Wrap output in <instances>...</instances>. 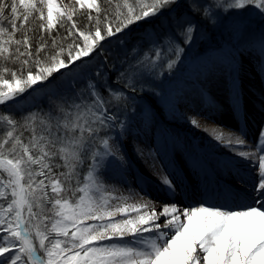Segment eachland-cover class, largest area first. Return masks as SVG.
<instances>
[{
	"label": "snow or ice",
	"instance_id": "1",
	"mask_svg": "<svg viewBox=\"0 0 264 264\" xmlns=\"http://www.w3.org/2000/svg\"><path fill=\"white\" fill-rule=\"evenodd\" d=\"M184 2L177 15L180 0H0V264H264V127L254 146L243 135L224 141L250 168L233 170L243 187L221 186L223 204L183 205L169 175L159 176L165 200L102 178L126 163L110 135L127 127L113 110L126 94L98 82L112 40L127 46L144 32L117 76L135 92L175 70L202 24L248 7L264 16V0ZM53 84L47 110L17 108Z\"/></svg>",
	"mask_w": 264,
	"mask_h": 264
},
{
	"label": "rangeland",
	"instance_id": "2",
	"mask_svg": "<svg viewBox=\"0 0 264 264\" xmlns=\"http://www.w3.org/2000/svg\"><path fill=\"white\" fill-rule=\"evenodd\" d=\"M69 7H71V5H69ZM185 11H187V5L184 0H180V6L177 8V15ZM163 15L166 16L167 13ZM151 21L152 22L146 25L149 32L160 24V18L157 17ZM170 23L171 22H169V24ZM242 30L246 31L243 40L240 39L239 35ZM136 31L141 33L137 34L134 32L133 35L137 38L129 42L127 46L121 45L113 39L108 46L109 54H111L112 51H117L113 49L114 45H116V48L120 51L130 54L133 45L136 44L140 38L138 35H144L142 29ZM261 33H264V16L251 7L243 11L229 14L226 19L216 25L202 24L198 31L193 33L191 43L182 45L185 51L181 54L182 56L175 70L170 74L165 72L154 82L152 87L145 86L144 89L141 90V85L137 84L136 89H138L140 94L133 96L130 90L126 88L121 89V87L117 85L118 83L112 80V83L114 82L117 89L124 91L127 97L126 99L122 98V100L118 102L119 107L113 110L119 112L121 121H123L127 127H135L142 134L144 125H148L155 136H159L161 140L160 143L163 145V150H168L172 147L174 151L178 152L176 154L173 151V154L175 160L179 163L181 161L183 164L185 159H190V157L192 158L194 156L199 159V154L203 151L207 159L212 160L211 163H213L214 168L217 170L216 175L219 181L218 179L215 180L216 186H225L226 180H222L223 168L226 169L225 167H227L228 172L226 171V174L232 176L234 169L231 171L229 168H240L246 171L249 169V164L240 159L234 150L227 147L225 152L222 151L219 155H216L215 151L218 150V145H221L228 139L224 136L221 141L216 142V146H213L211 145L212 142H210L211 139L202 135L203 133L200 132L207 129L206 126L209 124L222 127L221 132L223 131V134L228 132L232 133V131L236 132L233 128L231 129V127H229V124L232 125V122L236 120L239 126L240 115L242 116V114L246 113L247 121L250 122V128L248 129L250 132L249 135L253 137V141L258 140L260 130L264 127V111H261L262 102H264V74L261 73L259 65V60L261 58ZM220 34L223 36L224 41H226V43L224 42L222 45ZM252 39L256 41V47L242 46V44H249L252 42ZM202 48L205 49L204 52H200V54L193 53ZM241 60H243L242 64ZM132 62L134 61L132 60ZM91 64L92 67H95L97 62L93 61ZM103 64L106 65V61H103ZM112 71L113 70H111L110 73H112ZM72 75L71 73H66V76L62 77L61 80L70 81ZM102 81L104 82L103 86L106 85L107 87L108 83H111L110 76L105 75ZM214 84L215 86H212ZM80 86V84L76 85L77 90ZM55 87L56 85L53 84L49 85L47 89L38 90L31 96L25 94L27 99H21L17 108L28 110L31 109L33 105L48 107L49 100L45 93L52 91ZM239 87H242L243 92L239 93L242 98L238 101L236 97ZM212 89H214L220 97L216 95ZM195 90H199V95L204 98L203 107L192 105L194 101L198 102V98L194 96V94H196L194 93ZM60 91L67 95L72 94L67 83L61 85ZM143 93H146L148 97L155 98L157 100L156 104L152 105V103L144 99L141 95ZM205 93H207L208 97ZM231 99L235 101V108L234 105L230 103ZM227 101H229V104ZM57 102H59V98ZM208 104H211V106ZM156 105L159 106L160 109L155 108ZM230 105L231 107H229ZM210 107L213 108V110H208L211 112L205 114L207 108ZM220 107L221 110H224L228 118L225 122L227 124H224V126H220L219 117H217L218 115L216 114V112L220 110ZM136 108L140 109V111H137ZM23 110L22 112H24ZM162 115H168L167 119L173 120L170 126L164 123ZM158 119L162 122L163 131L157 130ZM193 120L196 121V124L192 123ZM204 121L209 124H203ZM126 128L124 130L117 128L110 133L120 151L125 148L123 147L122 140L127 135ZM118 132L120 133L119 137H117ZM253 141L250 142L248 140V143L253 145ZM141 152L143 157L146 156V150L142 149ZM155 166L157 170L160 169V164L158 165V162L155 163ZM179 166H181V164H179ZM234 177H236L235 174ZM228 180L232 179L228 178ZM241 187H243V185ZM161 193L165 197L164 192L161 191ZM195 206H198V204Z\"/></svg>",
	"mask_w": 264,
	"mask_h": 264
},
{
	"label": "bare ground",
	"instance_id": "3",
	"mask_svg": "<svg viewBox=\"0 0 264 264\" xmlns=\"http://www.w3.org/2000/svg\"><path fill=\"white\" fill-rule=\"evenodd\" d=\"M212 86H215V84ZM212 90L215 92L216 95H218L214 89ZM194 93H196L194 94V96L198 98V102L194 101L192 105L197 107H203V96L201 97L199 95V90H195ZM205 95H207V93H205ZM227 103L229 104V101H227ZM230 103L231 105H234V108L236 107V105L234 104V100L231 99ZM208 105L211 106V104ZM231 105L229 107H231ZM211 109L213 110V108L211 107L207 108L205 114L210 113L211 111L208 110ZM23 111L25 112L26 110ZM216 114L218 115L216 116L219 117L218 120L220 126H224V124H227L225 122L226 120H228V118L225 115L224 110H221V107L220 110L216 112ZM239 119L241 123H239L240 127L237 125L236 120L232 122V125L229 124V127H231V129L233 128V130H235L236 132L232 131V133H225L223 134V138L225 136L227 139H234L236 135H243L247 141H253V137L249 135L250 132L248 131V129L250 128V122L247 121L246 115H240ZM205 121L203 124H209ZM157 126V130H162L163 126L160 119H158ZM206 127L207 129H204L203 132L200 133H203L202 135L207 136V138L211 139V145L216 146V142L221 141L215 140L216 135L224 133L223 131L221 132L222 127H218L213 124H209ZM126 129L127 135L122 140L123 147L125 148L121 151L119 150V154H122L124 156L126 163L124 164L123 170L115 166L112 168H107L106 170H102L105 173L102 178L105 180L106 184L119 188L121 191L124 192H126L129 187H131V189H134L137 192L140 191L141 188H143L148 193V196L153 200H165L166 197H164L161 193V191L163 192V190L161 189V185L159 182H157L159 181V176L161 175V173L156 169L155 162H146L147 157H143L141 152L142 149L146 150L149 147V144L152 143L153 146L157 145L159 151H161V155H158V157L161 161L167 164V167L164 166V168H167L169 172L173 174L177 183L181 185L180 190L183 193V198L179 199L178 197L179 202H181L183 205L192 206H195L201 202H205L206 204L225 203V199L218 195V190L221 188V186L218 187L215 184V180L218 179L216 175L217 170L214 168L213 163H211L212 160L207 159L206 154L203 153V151H201V153L199 154V159L196 156L192 158L190 157V159H185V162L183 161L184 163L182 164L181 161L179 163L175 160L173 154L174 150L172 149V147L168 150L161 149L163 148V145H161L160 143L161 140L159 136H155V134L149 129L148 125H144V129H142L143 134H140V131L135 127H127ZM256 142V140L253 141V146ZM223 143L221 145H218L220 148L217 147L218 150L215 151L216 155H219L222 151H226L227 148L224 146ZM174 152L176 154L178 153L177 151ZM179 164H181V166H179ZM225 168L226 169H222V180H226L225 187H241L242 184L240 183V181L236 177H234L235 173H232V176L227 175L226 171L228 172V170L227 167ZM248 168H250L249 165ZM229 169H231L232 171L236 168ZM228 178L232 180H228Z\"/></svg>",
	"mask_w": 264,
	"mask_h": 264
},
{
	"label": "trees",
	"instance_id": "4",
	"mask_svg": "<svg viewBox=\"0 0 264 264\" xmlns=\"http://www.w3.org/2000/svg\"><path fill=\"white\" fill-rule=\"evenodd\" d=\"M150 22H152V21H150ZM204 26V25H203ZM81 27H83V23L81 24ZM134 32H136L137 34H139V33H141V32H139V31H134ZM138 37H141L140 35H138ZM137 37L136 36H132V41L133 40H135ZM254 39H256V38H254ZM254 39H252L253 41L252 42H250L249 44H242V46H248V47H252V48H254V47H256L257 45H256V41L254 40ZM131 41V42H132ZM220 41H221V45H222V43H226V41H224V39H223V36L220 34ZM109 46V45H108ZM113 49L114 50H117L116 52H114V51H112V53L111 54H109V52H107L106 53V56H107V60H106V66H104V67H101V71L105 74V75H109L110 76V80H111V83H108V86H111L113 89H116V90H118L117 89V86L114 84V82L112 83V80L113 81H115V83H117V76L119 75V73L121 72V71H123L124 69H126L127 68V66H128V63L129 62H132V60L134 61V56L135 55H137V53H133V52H131L130 54L129 53H127V52H123V51H120L118 48H116V45H114L113 46ZM144 50V49H143ZM147 50V47L145 48V50L144 51H146ZM139 51V50H138ZM205 51V49H199V50H196V52H193V53H197V54H200V52H204ZM132 56H133V58H132ZM182 56V55H181ZM130 58H132V59H130ZM97 70V65L95 66V67H92L91 68V71H92V73L94 74L95 73V71ZM111 70H113L112 71V73H110L111 72ZM98 82L100 83V85L102 86L101 87V91L102 92H104L106 95H107V87H106V85H104L103 86V84H104V82L102 81V79H99L98 80ZM118 86H120L121 87V89H123L124 88V81L122 80V81H120L118 84H117ZM140 89V88H139ZM128 90H130V89H128ZM130 92L132 93V95L134 96V95H137V94H140L139 92H138V89H136V91L135 92H132L131 90H130ZM142 95V97L144 98V99H146L147 101H149L150 103H152V105H155L156 104V99L155 98H151V97H148L147 95H146V93L144 94H141ZM3 106H0V108H2ZM44 108H46L45 106H43ZM137 107V106H136ZM156 108H158V109H160L159 108V106H155ZM48 108V107H47ZM47 108L45 109V110H47ZM137 109V111H140V109H138V108H136ZM29 110V109H28ZM27 111V110H26ZM25 111V112H26ZM114 111H116V110H114ZM162 117H163V119H165L166 120V122H168V123H170V124H172L171 122L173 121L172 119H170V120H168L167 119V117H168V115L167 116H165V115H162Z\"/></svg>",
	"mask_w": 264,
	"mask_h": 264
}]
</instances>
